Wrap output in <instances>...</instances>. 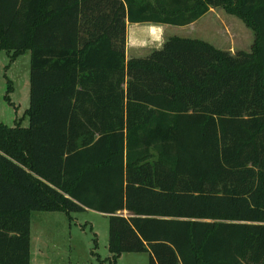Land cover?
<instances>
[{"label":"trees","instance_id":"obj_1","mask_svg":"<svg viewBox=\"0 0 264 264\" xmlns=\"http://www.w3.org/2000/svg\"><path fill=\"white\" fill-rule=\"evenodd\" d=\"M221 7L251 50L172 36L127 56V24ZM31 52L30 124L0 120V264H30L32 211L109 216L149 264H264V0H0V51Z\"/></svg>","mask_w":264,"mask_h":264},{"label":"rangeland","instance_id":"obj_2","mask_svg":"<svg viewBox=\"0 0 264 264\" xmlns=\"http://www.w3.org/2000/svg\"><path fill=\"white\" fill-rule=\"evenodd\" d=\"M146 26L156 28L157 33H150ZM172 36L204 39L232 53L250 51L255 39L253 29L241 17L217 7L189 26L130 24L127 56L148 55ZM30 68V51L14 61H10L6 50L0 51V120L9 126H14L16 120L24 127L30 124L26 113L30 105ZM149 259L148 252H128L120 255L116 264H149ZM30 264H113L109 216L92 209L72 212L71 217L63 211H32Z\"/></svg>","mask_w":264,"mask_h":264},{"label":"crops","instance_id":"obj_3","mask_svg":"<svg viewBox=\"0 0 264 264\" xmlns=\"http://www.w3.org/2000/svg\"><path fill=\"white\" fill-rule=\"evenodd\" d=\"M196 22V21H195ZM195 22H193V23H191V24H194ZM130 24H132V23H128L127 24V37H128V28H129V25ZM134 24H140V23H134ZM151 23H146V25H150ZM191 24H189V25H191ZM153 25V24H152ZM188 25V26H189ZM137 27H139V25H136ZM144 28H146V30H148L149 31V29H151V31H150V33H157V29L156 28H150L149 26H146V27H144ZM127 46H128V38H127Z\"/></svg>","mask_w":264,"mask_h":264}]
</instances>
